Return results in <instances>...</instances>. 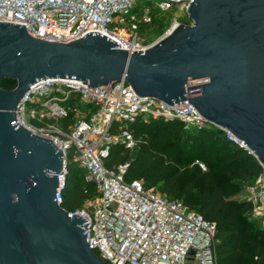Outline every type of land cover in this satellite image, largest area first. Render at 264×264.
<instances>
[{
  "label": "water",
  "instance_id": "obj_1",
  "mask_svg": "<svg viewBox=\"0 0 264 264\" xmlns=\"http://www.w3.org/2000/svg\"><path fill=\"white\" fill-rule=\"evenodd\" d=\"M185 14L188 24L132 53L98 32L57 43L0 22V82H16L0 87V264H106L85 241L88 220L56 203L62 151L15 121L40 79L90 88L124 80L141 98L187 99L264 170V0H192Z\"/></svg>",
  "mask_w": 264,
  "mask_h": 264
},
{
  "label": "built area",
  "instance_id": "obj_2",
  "mask_svg": "<svg viewBox=\"0 0 264 264\" xmlns=\"http://www.w3.org/2000/svg\"><path fill=\"white\" fill-rule=\"evenodd\" d=\"M192 0H0V22L24 26L33 38L68 43L98 32L132 53L147 48L138 34L154 11H184ZM178 23L173 20L170 29ZM139 52V53H142ZM15 121L51 140L62 151L56 174V203L61 206L67 156L94 184L97 195L72 215L88 220L85 241L106 264H215V224L188 210L181 201L146 190L124 178L132 156L106 166L113 145L123 153L138 145L130 125L137 119L177 120L183 129L213 126L182 100L170 106L138 97L124 81L90 88L79 80L44 78L29 85L15 111ZM229 140L230 134L223 131ZM236 145L244 148L238 141ZM206 170L203 163L195 161ZM250 215L264 225V170L246 187Z\"/></svg>",
  "mask_w": 264,
  "mask_h": 264
},
{
  "label": "trees",
  "instance_id": "obj_3",
  "mask_svg": "<svg viewBox=\"0 0 264 264\" xmlns=\"http://www.w3.org/2000/svg\"><path fill=\"white\" fill-rule=\"evenodd\" d=\"M163 22L159 19L157 25L162 27ZM15 85L12 79L0 82L6 91ZM130 129L139 143L125 180H139L146 190L177 199L213 222L215 264H264V225L251 217L246 199H232L262 172L256 159L214 126L186 131L177 120L139 118ZM123 154L121 146L113 145L106 166L126 161ZM70 155L73 150L67 156L61 207L73 212L97 191L93 183L85 181V171ZM196 160L205 165V171Z\"/></svg>",
  "mask_w": 264,
  "mask_h": 264
},
{
  "label": "rangeland",
  "instance_id": "obj_4",
  "mask_svg": "<svg viewBox=\"0 0 264 264\" xmlns=\"http://www.w3.org/2000/svg\"><path fill=\"white\" fill-rule=\"evenodd\" d=\"M155 24H151L150 26H140L138 29V34L141 40L145 45H150L157 41L160 37H162L165 33H167L170 30V26L172 24V21L175 20L177 23H183L187 24L189 23V20L185 14L184 11L171 9L169 11H154ZM159 19H164L165 22H163V26L159 27L157 23L159 22ZM135 152V149L130 153H124L123 155L130 157L133 156ZM69 158L73 159V155H70ZM246 187L239 193L232 195V199L235 200H241L245 199V193Z\"/></svg>",
  "mask_w": 264,
  "mask_h": 264
}]
</instances>
